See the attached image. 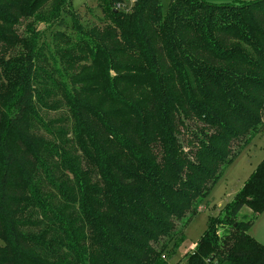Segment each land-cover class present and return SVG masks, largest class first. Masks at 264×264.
<instances>
[{
	"label": "trees",
	"instance_id": "obj_1",
	"mask_svg": "<svg viewBox=\"0 0 264 264\" xmlns=\"http://www.w3.org/2000/svg\"><path fill=\"white\" fill-rule=\"evenodd\" d=\"M118 1L101 28L71 0H0V264H171L262 132L264 0ZM222 211L185 264H264V157Z\"/></svg>",
	"mask_w": 264,
	"mask_h": 264
},
{
	"label": "rangeland",
	"instance_id": "obj_2",
	"mask_svg": "<svg viewBox=\"0 0 264 264\" xmlns=\"http://www.w3.org/2000/svg\"><path fill=\"white\" fill-rule=\"evenodd\" d=\"M106 1L108 0H71L72 10L75 11L78 16V20L81 24L88 25L91 23L98 26L107 24V10ZM162 8L165 10L168 0H160ZM209 3H234L237 1L248 0H204ZM117 4H121L118 9H124L126 12H130L132 7L129 5L128 0H120ZM115 6V8H116ZM117 9V8H116ZM67 23H71L72 20L68 15L64 18ZM37 29L46 32V39H49L51 31L56 29L61 31H69L65 25L57 26V24H51L46 26L45 23H40ZM22 31V26L18 28ZM61 113H64L63 111ZM60 112H49V118H55L59 116ZM264 157V127L262 132L255 135L248 146L237 155L231 165L225 170L220 179L212 186L209 194L205 200L197 207L196 215L192 216L185 225L184 228V240L177 248L175 253L169 256L171 264H185L186 255L193 249L197 240L204 232L209 217L223 215L224 206L230 202L236 192L239 190L243 182L247 179L249 174L254 170L256 165ZM251 215V211L243 207L237 218L231 217L228 219V225L222 227L219 226V233L229 230L231 224H235L242 219H248ZM232 224V225H233ZM249 233L262 245H264V211L259 215L256 221L251 225Z\"/></svg>",
	"mask_w": 264,
	"mask_h": 264
},
{
	"label": "built area",
	"instance_id": "obj_3",
	"mask_svg": "<svg viewBox=\"0 0 264 264\" xmlns=\"http://www.w3.org/2000/svg\"><path fill=\"white\" fill-rule=\"evenodd\" d=\"M129 1V5L134 3L136 0H128ZM121 4H117L116 8H120Z\"/></svg>",
	"mask_w": 264,
	"mask_h": 264
}]
</instances>
